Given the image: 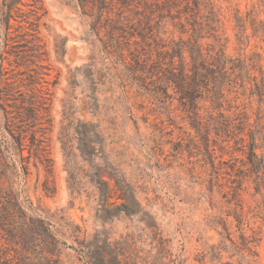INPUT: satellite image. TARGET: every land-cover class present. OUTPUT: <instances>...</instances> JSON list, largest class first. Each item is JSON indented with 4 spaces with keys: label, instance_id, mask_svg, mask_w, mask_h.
<instances>
[{
    "label": "rangeland",
    "instance_id": "obj_1",
    "mask_svg": "<svg viewBox=\"0 0 264 264\" xmlns=\"http://www.w3.org/2000/svg\"><path fill=\"white\" fill-rule=\"evenodd\" d=\"M21 1L0 0V70L21 85L3 97L10 130L0 106V185L20 209L11 249L30 256L19 230L32 218L41 264H264V0H208L215 31L200 49L233 76L196 93V116L165 83L180 70L188 82L195 16L145 25L135 0H104L95 23L99 0ZM32 96L39 118L19 123L13 102ZM18 125L42 136L40 159L15 149ZM232 213L254 233L249 252L222 237L224 221L238 236Z\"/></svg>",
    "mask_w": 264,
    "mask_h": 264
},
{
    "label": "trees",
    "instance_id": "obj_2",
    "mask_svg": "<svg viewBox=\"0 0 264 264\" xmlns=\"http://www.w3.org/2000/svg\"><path fill=\"white\" fill-rule=\"evenodd\" d=\"M15 4L24 5L21 0H13ZM101 7L99 8L97 15L95 17V23L101 20L104 9L107 8L104 5V0L100 1ZM131 3V0L122 1V4L125 7H128ZM134 3L135 8H138L142 11V13L146 14L141 20V23H145L147 25L151 21V16L159 12V14H164L163 11H167V14H170L173 9H176V12L181 14H185V18L188 21L191 16H195L196 20L193 21V25H191V31L194 33L193 36V44H192V52L193 55L191 58L190 65V76L188 78V82H186L185 74L183 70H180L178 74L174 72H170L167 76L165 83L167 86L172 87L176 90L178 94H180V101L186 102L191 105L189 109H193V114L196 116L194 109L196 111V100L201 98L200 95H196L198 91L204 92L205 90L208 92L210 90L211 94H219L222 88L230 84V78L233 76L232 74L227 73V66L231 63L229 59H227L223 53L214 52L203 54L199 41L202 39L203 31L214 30L213 24L215 21V13L213 8L210 7L209 1L205 0H135ZM172 9V10H171ZM203 13V18L200 17L197 19L198 15ZM11 16L5 15V25H8L9 19ZM180 18V17H178ZM113 26L119 24V21H113L109 19ZM197 20L199 22H197ZM183 27L185 26L183 23H180ZM213 26V27H212ZM233 66H229L232 68ZM6 69L1 67V80H0V106L2 108L3 103L7 102L3 100V97L7 95V92L15 91V93L21 92L19 89L21 88L20 83L16 81L9 83L7 78L5 77ZM204 90V91H203ZM215 91L217 93H215ZM203 94V93H202ZM22 96V95H21ZM214 99V97H213ZM212 99V100H213ZM215 100V99H214ZM213 100V101H214ZM13 108H16L18 111V117L16 119L20 122L35 123L39 118V110L36 99L32 96V99L19 98L14 100ZM4 115L6 118V126L7 129L10 130L11 127H14L18 124V121L15 122V119H10V116L6 110V108H2ZM17 127L20 128L17 131V137H15V145L19 151L23 150L22 147H28V158L34 157L35 159H40L43 156L44 146H43V138L37 137L36 132L28 129L24 130L20 125ZM11 134V131H9ZM250 157H248V164L251 166L250 176H261L262 171L259 169L261 166V161L258 158V162H255L257 159V154L255 152V139H252V145L249 149ZM26 157L20 155V159L24 160ZM3 168L5 166L0 163V181L2 177L5 176L3 173ZM257 187V186H256ZM258 189V188H257ZM263 196V194H262ZM264 201V199H263ZM17 203L15 198L12 196V192L10 190H4L0 185V264H41V262L46 259L43 255V249L39 247V238H41L42 233L44 232L43 223L40 220H35L30 218V223L27 222V226L23 223L19 230L20 236H24L26 238L27 250L30 254H19L15 249H11L10 245H12V239H14V229L12 227L13 221L16 214L20 210H16ZM231 215V213H230ZM232 216L235 221V228L238 234L236 239H233L231 234L229 233V228L226 225V222L223 223V231L225 232V236H222L225 240L229 241L231 247L235 251L240 252H249L252 245L254 244V233L246 235L244 229V219L240 215L232 213Z\"/></svg>",
    "mask_w": 264,
    "mask_h": 264
}]
</instances>
